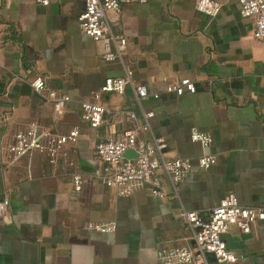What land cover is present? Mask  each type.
I'll return each mask as SVG.
<instances>
[{
  "label": "crops",
  "instance_id": "1",
  "mask_svg": "<svg viewBox=\"0 0 264 264\" xmlns=\"http://www.w3.org/2000/svg\"><path fill=\"white\" fill-rule=\"evenodd\" d=\"M216 1L214 16L198 11L196 0H147L108 14L113 32L127 39L132 78L159 97L137 101L130 86L101 93L106 113L94 128L80 116L81 101L124 70L81 31L83 1L0 0V199L9 198L0 264H161L158 249L192 244L181 210L207 217L230 192L242 205L264 208V42L252 36L253 19L240 15L238 0ZM183 77L195 83L194 93L166 90ZM37 78L45 85L39 91ZM50 90L69 96L61 112ZM147 111L153 115L145 119ZM146 120L151 132L138 139L162 137L167 155L192 167L176 191L161 176L165 197L149 185L119 195L98 175L95 145ZM31 124L56 134L77 126L79 136L55 164L38 150L11 161L16 133ZM193 129L208 133L210 144L193 141ZM204 154L216 157L208 168L198 164ZM75 171L84 179L78 191ZM89 222H112L115 230L89 229ZM223 239L239 255L231 264H264V219L248 234L230 225Z\"/></svg>",
  "mask_w": 264,
  "mask_h": 264
},
{
  "label": "built area",
  "instance_id": "2",
  "mask_svg": "<svg viewBox=\"0 0 264 264\" xmlns=\"http://www.w3.org/2000/svg\"><path fill=\"white\" fill-rule=\"evenodd\" d=\"M34 2L47 5L52 0H33ZM83 9L79 13V27L83 33L103 46V58L107 61L118 59L123 67V74L117 77H106L103 83L91 92L93 99L83 100L80 103V116L91 127H98L106 113V108L98 101L100 94L104 92L124 93L130 86L137 101H141L152 95L158 98L157 93L150 94L147 86L132 78V70L125 60L127 39L113 32L111 21L108 17L110 12L118 15L122 7L131 3H143L147 0H82ZM239 13L242 17L253 19L252 36L264 42V0H238ZM196 9L209 16L216 15L221 4L216 0H196ZM35 90L45 88L42 78L32 82ZM264 87V79H263ZM166 90L176 95L194 93L195 83L189 77H183L176 82L169 83ZM54 109L61 112L69 101L65 93L54 90L48 91ZM153 115L147 111L144 116L148 119ZM130 120H137L133 111L128 112ZM141 131L151 132L150 125L146 120L137 123L133 127L124 130L115 137H109L99 141L95 145V154L101 162V168L97 171L100 179L107 187H113L119 195L128 196L137 188L145 185L150 186V192L159 197H165L162 187L161 176L164 174L169 179L173 189L186 177L192 167L187 158L169 157L166 152L167 143L162 137L151 133L148 140H139ZM79 136V128L72 127L66 133L56 134L46 131L31 124L21 129L15 135V142L8 148L9 159L14 161L19 157L32 153L34 150L44 152L49 157V162L55 164L64 145H73ZM191 139L207 146L211 142V136L193 129ZM132 150L136 156H125V152ZM216 162L214 155H201L198 164L201 168H208ZM73 165V161H70ZM75 189L78 191L83 184V176L75 171L72 175ZM9 198L4 196L0 199V217L8 213ZM180 217L191 229L192 244L162 247L157 250L158 260L161 264H231L239 260V255L230 250L223 234L230 225L237 226L242 233L248 234L253 226L264 219V208L250 207L239 203L234 193L230 192L223 196L214 205L207 217H203L196 211L181 210ZM87 228L103 232H113L115 225L112 222H89ZM213 256V261L208 259Z\"/></svg>",
  "mask_w": 264,
  "mask_h": 264
},
{
  "label": "water",
  "instance_id": "3",
  "mask_svg": "<svg viewBox=\"0 0 264 264\" xmlns=\"http://www.w3.org/2000/svg\"><path fill=\"white\" fill-rule=\"evenodd\" d=\"M125 156H128V157L132 156V157H134V156H136V154L132 150H128V151L125 152Z\"/></svg>",
  "mask_w": 264,
  "mask_h": 264
}]
</instances>
